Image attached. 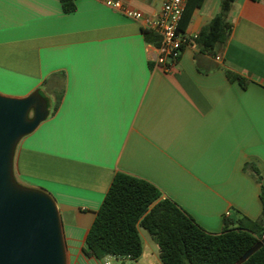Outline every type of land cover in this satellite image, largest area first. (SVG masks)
I'll use <instances>...</instances> for the list:
<instances>
[{
  "label": "crops",
  "instance_id": "1",
  "mask_svg": "<svg viewBox=\"0 0 264 264\" xmlns=\"http://www.w3.org/2000/svg\"><path fill=\"white\" fill-rule=\"evenodd\" d=\"M120 1L155 17L165 0ZM74 3L67 13L61 0H0V94L39 90L49 104L46 121L16 148L15 176L55 200L68 264L101 263L83 249L117 173L153 184L211 234L227 216L258 219L264 0H234L228 39L213 52L197 38L222 0H203L171 71L156 64L140 23L99 0Z\"/></svg>",
  "mask_w": 264,
  "mask_h": 264
},
{
  "label": "trees",
  "instance_id": "2",
  "mask_svg": "<svg viewBox=\"0 0 264 264\" xmlns=\"http://www.w3.org/2000/svg\"><path fill=\"white\" fill-rule=\"evenodd\" d=\"M74 1L61 0L63 10L67 13L75 11ZM202 1H187L180 23L183 33L191 20L193 8ZM233 2L222 0L220 12L197 38L205 50L213 52L217 44L227 41L231 31L227 19ZM143 32L147 43L160 46L158 34L150 30ZM227 75L231 80H239L243 87L248 84L244 77L231 71ZM262 202L258 219L227 216L223 232L211 234L175 202L161 199L160 190L153 184L117 173L87 234L83 252L100 262L109 256H120L129 258V264H136L143 255L139 231L142 228L157 244L161 264H235L264 236V195ZM244 264H264V247Z\"/></svg>",
  "mask_w": 264,
  "mask_h": 264
},
{
  "label": "water",
  "instance_id": "3",
  "mask_svg": "<svg viewBox=\"0 0 264 264\" xmlns=\"http://www.w3.org/2000/svg\"><path fill=\"white\" fill-rule=\"evenodd\" d=\"M49 116L39 90L24 98L0 94V264H67L63 225L47 192L21 184L14 172L19 142ZM264 247V236L235 264Z\"/></svg>",
  "mask_w": 264,
  "mask_h": 264
},
{
  "label": "built area",
  "instance_id": "4",
  "mask_svg": "<svg viewBox=\"0 0 264 264\" xmlns=\"http://www.w3.org/2000/svg\"><path fill=\"white\" fill-rule=\"evenodd\" d=\"M108 7L121 12L126 18L140 23L144 30H150L161 38L156 50L155 62L166 71H171L182 55L183 49L189 44L190 38L180 30L181 19L188 0H165L155 17L145 16L142 12L125 6L120 0H99ZM116 261L129 262V258L109 256ZM105 264H112L106 259Z\"/></svg>",
  "mask_w": 264,
  "mask_h": 264
},
{
  "label": "rangeland",
  "instance_id": "5",
  "mask_svg": "<svg viewBox=\"0 0 264 264\" xmlns=\"http://www.w3.org/2000/svg\"><path fill=\"white\" fill-rule=\"evenodd\" d=\"M140 236L143 242L144 252L143 255L138 260L137 264H161L159 258V248L157 244L152 240L151 236L148 232L142 228H140ZM108 260L112 264H129L127 261L119 262L112 258H108ZM106 260L102 261L100 264H105ZM68 264V259H67ZM91 264H97L96 262H92Z\"/></svg>",
  "mask_w": 264,
  "mask_h": 264
}]
</instances>
